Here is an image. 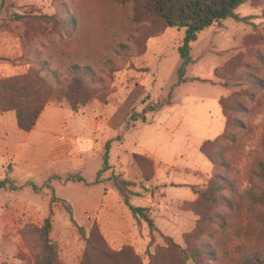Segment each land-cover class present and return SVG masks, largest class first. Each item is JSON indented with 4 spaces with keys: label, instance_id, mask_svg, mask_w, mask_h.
Returning <instances> with one entry per match:
<instances>
[{
    "label": "rangeland",
    "instance_id": "obj_1",
    "mask_svg": "<svg viewBox=\"0 0 264 264\" xmlns=\"http://www.w3.org/2000/svg\"><path fill=\"white\" fill-rule=\"evenodd\" d=\"M236 14L241 20L199 34L181 81L178 49L187 30L165 26L144 0H0V79L46 63L59 79L43 75L59 86L80 65L95 86L78 112L59 96L51 102L69 110L62 127L79 152L61 169L28 155L14 112L0 117V264H38L34 231L49 217L59 264H87L79 227L88 236L94 225L119 257L93 264H197L184 252L206 247L201 264L264 259V0H249ZM94 121L101 126L90 131ZM209 141L207 150L224 164L215 169L200 150ZM108 142L110 167L98 183ZM135 154L153 162L150 181L133 164ZM217 176L232 189L201 200L195 191L215 189ZM115 180L131 184L126 196L149 210L154 231ZM130 251L140 262L125 256Z\"/></svg>",
    "mask_w": 264,
    "mask_h": 264
},
{
    "label": "trees",
    "instance_id": "obj_2",
    "mask_svg": "<svg viewBox=\"0 0 264 264\" xmlns=\"http://www.w3.org/2000/svg\"><path fill=\"white\" fill-rule=\"evenodd\" d=\"M249 0H144L146 10L152 15L156 16L168 28H186V37L183 44L178 51L183 60L179 68V77L182 81L184 79L187 66L190 64L191 44L197 41L201 32L207 28L221 23L229 18L241 20L236 14V10ZM20 19H25L23 16H18ZM53 19V18H52ZM75 21V18H73ZM47 72L55 80L59 79L56 71L48 68V64L43 63L39 69H31L26 74L0 79V115L14 112L16 115L17 126L22 132H30L45 111L46 107L52 102H60L57 98L61 97L68 106L75 112L81 108L87 107L94 98V75L91 70L80 65H73L70 69V76L66 83L56 86L52 85L49 78L43 73ZM223 112L226 111L224 100L220 101ZM146 121V118L143 117ZM225 134L222 136L223 138ZM219 139L216 140V142ZM211 141L204 143L201 146V153L216 167L221 163L222 157L220 153L215 156L207 150V145H211ZM111 143L106 144V154L104 156V167L98 174L97 182L100 177L109 169V152ZM133 164L139 173L143 176L145 181H150L153 177V162L142 154H135L133 156ZM221 165H224L221 163ZM258 175L264 180V162L258 164ZM218 185L215 189H209L207 192L195 191L202 200L214 201V194L216 190L232 189V185L228 180L217 176L214 181ZM99 183V182H98ZM115 185L125 196V202L132 210L133 214L141 217L150 227L152 231L156 229L155 222L149 215V210L142 207H133L128 197L126 196L130 183L124 180H115ZM5 187V183H0V189ZM212 187V185H211ZM262 198L253 197V200H260ZM71 215V221L76 224L73 218V211L68 208ZM53 230V223L51 217L47 218L41 228H36L34 233L37 242L40 244L37 262L38 264H59V249L58 244L51 240L50 235ZM82 236H85L87 241V250L85 252L84 262L93 264L94 260H112L118 261L116 258L118 253L113 252L100 232L97 225H94L89 235L82 227H79ZM171 241V240H169ZM210 250L206 247L204 252L196 249L192 254L185 253L187 259H193L197 264H201V257L204 253ZM213 255V252H211ZM210 254V253H209ZM130 255V256H129ZM126 254L128 258L135 262H140L139 257L130 253ZM264 264V259L260 254H254L244 260L243 264ZM141 264V263H140Z\"/></svg>",
    "mask_w": 264,
    "mask_h": 264
},
{
    "label": "crops",
    "instance_id": "obj_3",
    "mask_svg": "<svg viewBox=\"0 0 264 264\" xmlns=\"http://www.w3.org/2000/svg\"><path fill=\"white\" fill-rule=\"evenodd\" d=\"M52 112L50 116H46L47 112ZM69 113V110H65L60 106L49 104L45 111L40 116L37 125L28 133H26V138L24 140V146L29 145L26 152L29 156L36 158L37 156H45L47 162L50 164L58 163L60 164V169L72 161L77 159V147L71 143V134L67 133L62 125L63 113ZM57 114V118L51 117L52 114ZM60 114L62 117L60 118ZM5 114L0 115L4 117ZM17 122V121H16ZM88 125V124H87ZM101 126L99 121H94L89 123L90 131H96ZM59 127L61 130H59ZM52 129L54 131H52ZM93 132H91L92 134ZM78 136L87 134V132L75 133ZM214 166V165H213ZM215 169V167H214ZM62 172V171H57ZM196 194L192 197L195 199Z\"/></svg>",
    "mask_w": 264,
    "mask_h": 264
}]
</instances>
